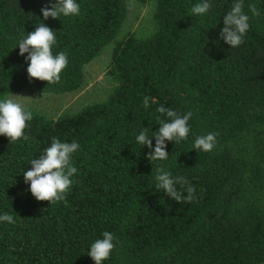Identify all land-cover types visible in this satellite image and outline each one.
<instances>
[{"label":"trees","instance_id":"16d2710c","mask_svg":"<svg viewBox=\"0 0 264 264\" xmlns=\"http://www.w3.org/2000/svg\"><path fill=\"white\" fill-rule=\"evenodd\" d=\"M131 1L75 0L79 15L43 21L56 37L53 54L68 59L48 84L29 82L17 46L56 0H0V100L79 90L85 67L109 45L114 83L105 100L56 118L25 108L27 140L0 135V215L15 220L0 222V264H95L87 252L104 231L116 246L102 264H264V0H244L250 28L236 48L219 36L233 0H210L201 16H191L200 0H135L152 6L151 28L118 39ZM249 5L261 14L252 17ZM160 106L191 111L190 133L165 142L166 160L150 162L135 137L158 131ZM209 132L218 133L214 149H192ZM53 138L79 149L66 202L50 204L27 191L23 172ZM158 166L186 177L196 199L156 191Z\"/></svg>","mask_w":264,"mask_h":264},{"label":"clouds","instance_id":"9594fccd","mask_svg":"<svg viewBox=\"0 0 264 264\" xmlns=\"http://www.w3.org/2000/svg\"><path fill=\"white\" fill-rule=\"evenodd\" d=\"M252 17L259 16L260 10L256 5H249ZM212 8L210 0H200L191 8V16H201L208 13ZM43 15L42 22L36 25L34 31L22 36L18 41L19 55L25 57L28 63L27 73L31 83L33 79L58 83L61 79L60 74L68 65L67 54L59 52L53 54L52 48L56 43L53 29H50L43 21L59 19L61 15H79L80 5L75 0H56L50 6L45 5L41 8ZM251 17L244 12V0H233L230 10L223 15V28L219 32L220 38L230 46L239 47L244 43V37L250 28ZM15 47V48H17ZM14 48V49H15ZM27 55L25 56V54ZM12 94L0 100V135L6 136L9 143L16 142L25 135L26 122L33 118V113L26 110L21 103L12 97ZM151 98H143V106H149ZM161 114L157 117L160 125L158 131L148 134V128H144L135 137L136 142L142 147L147 146L150 151L146 154V159L150 162L164 161L168 158L166 141L180 143L189 137L191 120L193 113L187 111L183 114L160 106L156 110ZM218 133L209 132L206 135H198L192 143V149L198 152H211L217 141ZM152 138L155 139L153 148ZM79 149L76 141L71 143L61 142L58 138H53L49 147L45 148L38 159L30 161L31 168L23 172L24 183L29 185L27 191L36 198L37 201H48L50 204L65 201L66 194L73 183L71 177L77 172L73 166L72 154ZM154 189L161 191L177 203H191L196 199L195 187L191 185L186 177L175 176L163 166H158L154 174ZM176 185H180L182 191H178ZM186 191L187 195L183 193ZM65 206L67 204L65 203ZM0 222L15 223L12 215L4 213L0 215ZM102 239H96L90 246L87 255L92 258L95 264H102L109 258L114 250L116 238L109 231L102 233Z\"/></svg>","mask_w":264,"mask_h":264},{"label":"rangeland","instance_id":"374dc122","mask_svg":"<svg viewBox=\"0 0 264 264\" xmlns=\"http://www.w3.org/2000/svg\"><path fill=\"white\" fill-rule=\"evenodd\" d=\"M152 6L141 5L132 0L124 26L118 39L130 33L148 32L151 28ZM112 45L107 46L99 57L85 67V83L77 91L62 95L13 93L12 97L24 108L34 110L49 118H56L66 112H76L83 106L105 100L113 88V80L108 76ZM12 94L6 97H11Z\"/></svg>","mask_w":264,"mask_h":264}]
</instances>
